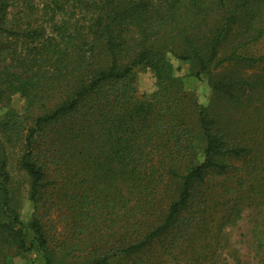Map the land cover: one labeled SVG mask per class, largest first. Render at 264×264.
Here are the masks:
<instances>
[{
  "label": "trees",
  "instance_id": "16d2710c",
  "mask_svg": "<svg viewBox=\"0 0 264 264\" xmlns=\"http://www.w3.org/2000/svg\"><path fill=\"white\" fill-rule=\"evenodd\" d=\"M263 34L264 0H0V106L26 102L0 121V264L11 248L42 264H215L219 222L242 202L264 213V128L228 137L179 89L166 55L190 60L196 77L217 71L213 90L237 106L245 89L264 96L263 77L233 69L264 60L240 54ZM136 68L152 93L136 94ZM14 149L29 179L26 223L9 186ZM52 208L69 214L58 243Z\"/></svg>",
  "mask_w": 264,
  "mask_h": 264
},
{
  "label": "rangeland",
  "instance_id": "374dc122",
  "mask_svg": "<svg viewBox=\"0 0 264 264\" xmlns=\"http://www.w3.org/2000/svg\"><path fill=\"white\" fill-rule=\"evenodd\" d=\"M240 54L254 58L263 57L264 34L256 42L242 49ZM227 55L228 48L224 47L220 52L219 59ZM166 60L172 66L173 77L176 79L175 83L179 89L190 100H195L199 105L214 112L217 115L219 125L223 128V133L228 137L248 141L257 130L264 128V113L259 112L260 107L264 106V96L261 99L258 94V92L263 91L262 89L257 88L253 92L245 89L239 95L242 104L233 106L226 98L216 94L211 86V81L217 78V71L211 75L202 74L196 77V67L190 60H178L169 54L166 55ZM233 66L230 65L229 68ZM233 69H235L234 78L242 80H248L253 76L264 78V60L256 63L254 67L241 64ZM133 73L134 88L138 96L150 94L154 91V80L148 70L136 68ZM25 108L26 102L20 95L13 94L9 96L0 106V121L4 120L8 114L23 115ZM241 143V145H244L243 141ZM202 147V140L196 138L194 146L191 147L189 152L190 154H196L199 158ZM17 157L18 151L16 149L11 150L9 186L13 206L19 219L26 223L32 213V206L29 201V179L17 167ZM222 179V176H213L212 182L217 183ZM217 210L219 211V206H217ZM48 219L47 224L55 232L57 243L64 240L69 214H66L64 209L52 208L48 210ZM218 227L221 228V231L217 234V240L211 242L209 248L210 252L214 251L213 262L215 264H264V259L260 256L257 257L254 249L257 244V238L254 237L257 233L256 230H261L264 227V213L259 203L254 201L252 204L243 202L238 204L229 217H225L219 222ZM6 255L10 264H42L41 259L35 253L21 255L11 248ZM76 261L74 258H66L63 255L57 256V264H72Z\"/></svg>",
  "mask_w": 264,
  "mask_h": 264
}]
</instances>
